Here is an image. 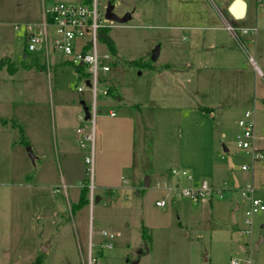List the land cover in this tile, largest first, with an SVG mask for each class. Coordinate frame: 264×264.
Here are the masks:
<instances>
[{"label": "rangeland", "instance_id": "rangeland-1", "mask_svg": "<svg viewBox=\"0 0 264 264\" xmlns=\"http://www.w3.org/2000/svg\"><path fill=\"white\" fill-rule=\"evenodd\" d=\"M59 1L79 0H0V60L17 67L12 74L0 69V264H26L37 257L42 264H88V255L94 264H230L232 259L264 264V241L255 248L264 210L246 225L249 201L242 194L251 183L252 198L264 204V158L253 159L252 149L236 146L237 121L254 108L253 146L264 155V77L225 29L226 22L238 24L226 8L230 0H99L101 8L110 2L115 14L128 13L130 19L111 22L108 29L116 53L98 86L97 120L106 119L109 108L136 114L140 105L146 134H141L143 122L136 115L139 187L103 191L98 201L91 204L89 199L75 209L81 184L90 187L97 178L94 161L92 168L85 162L91 142L77 132L84 125L77 116L80 101L88 105L91 97L89 89L77 90L86 70L83 66L77 73L59 53L50 54L47 68L43 51L23 50V25L40 20L41 4ZM252 5L248 0L249 12ZM256 11L263 13L258 23L264 24V0ZM156 46L158 56L151 61ZM258 51L256 63L264 73V48ZM248 52L253 56L252 48ZM33 56L41 67L24 68ZM132 60L146 65L126 63ZM240 81L247 87L239 88ZM197 85L202 89L194 93ZM105 87L112 92L102 95ZM199 100L213 104V118L196 115L190 122L210 137L214 129L215 136V171L212 178L198 179L212 189L204 202L157 187L166 182L174 186L181 177L168 169L177 150L178 112ZM207 147L210 163V141ZM162 198L165 205L157 206Z\"/></svg>", "mask_w": 264, "mask_h": 264}, {"label": "built area", "instance_id": "built-area-1", "mask_svg": "<svg viewBox=\"0 0 264 264\" xmlns=\"http://www.w3.org/2000/svg\"><path fill=\"white\" fill-rule=\"evenodd\" d=\"M99 0H90L89 3H84L81 0L78 2L59 1L49 5H43L40 20L36 22H28L23 25V34L25 38L26 50L29 53H37L43 51L46 57L51 53H59L64 56L65 60L73 65L85 67V72L82 74L81 85L77 87L78 91H83L85 88L90 91V102L87 105L89 117L84 119V113L81 112L79 119L84 122L82 128H78L77 132L83 136L84 140L91 142V155L85 157V162L91 165L93 162V142L95 135V124L98 117L97 100L99 96L98 86L105 82V76L114 63L112 54L108 51L105 44L100 41L99 35L102 29L112 26L111 22L104 17L105 8H101ZM19 29V25H15ZM233 37L249 36L255 38L259 33H263L264 28L257 25L247 27H236L230 23L225 25ZM238 32L240 34H238ZM104 46V51H100L99 47ZM249 62L256 69L259 76H263L257 68L253 57L249 56ZM83 70V68H82ZM86 81L89 84H86ZM109 87L100 90L102 95H107ZM254 110L245 111L237 121L239 133L236 135V146L239 149L253 150V159H263L264 155L258 152L253 146L255 124L252 118ZM111 116L114 112L109 113ZM241 169L247 170L248 166L242 165ZM172 176H184L190 178L187 171L184 169H170ZM158 188L166 190L169 194L189 197L193 201H208L207 196L211 195L212 189L208 183L203 181L196 188H179L177 184L174 186L168 182L163 185L158 184ZM89 188L90 200H93L92 190L93 185ZM254 186L251 183L244 185L242 194L248 197V207L244 210V223L251 224V217L264 210V204L256 198H252ZM220 195V194H219ZM157 206L165 205V198L155 202ZM106 235L105 232H102ZM111 238L112 235H109ZM105 246L110 247L107 243ZM95 258L88 255V264H94ZM246 264L249 261L245 262ZM230 264H239L235 259L230 261Z\"/></svg>", "mask_w": 264, "mask_h": 264}, {"label": "crops", "instance_id": "crops-1", "mask_svg": "<svg viewBox=\"0 0 264 264\" xmlns=\"http://www.w3.org/2000/svg\"><path fill=\"white\" fill-rule=\"evenodd\" d=\"M244 1L246 5L245 6L246 11L243 18L237 19L229 13L231 18L238 22L236 27H247V26L257 25L260 28H264L263 26L264 24L260 25L258 23V19H262L263 13L256 11L257 4H261L263 0H253L254 6L252 5L250 12H249L248 0H244ZM230 2L231 0L226 4V8L231 4ZM43 5L44 4H41V12ZM248 18H251L253 22H248ZM227 23L228 22H226L225 25ZM233 38L235 44L237 45V49L240 50L241 53H245V55H247L248 61H249V56L253 57L257 68L261 71L263 75L261 77H264V73L257 65L255 58L256 56L259 57L258 49L260 47L264 48L263 33H259L255 38L249 36H243V35L238 37L235 36ZM220 47L221 49L225 48L224 45H220ZM248 48H252L254 53L253 56L250 55V53L248 52ZM43 58L45 59L48 68L50 56L46 57L45 54H43ZM251 66L253 67L252 64ZM190 69L193 71L195 67L192 64H190ZM243 69H244L243 64H240L238 67V70H240L239 72H242ZM253 69L256 71L254 67ZM235 85H237V83ZM237 86H239V88L240 87L245 88L247 87V83L245 81L242 84V82L240 81ZM196 88L197 90H195L194 93H199L198 90L200 91L202 89V86L197 85ZM115 100L119 102L122 100V97L117 95L115 97ZM199 101L200 103H197V105L188 104L189 106L182 107L178 112L177 150L174 154H172L171 156L172 161H170L171 164L168 168V169H173V168L184 169L188 171L192 177L195 176L197 177L195 181L193 179H190L191 176L190 178L178 176L180 178L176 181V183L179 185L181 184L182 187H187V188L199 187L200 182L198 179H200L201 177L212 178L216 168L215 154L212 149V147H214V142H215L214 129H212L211 137H210L204 134L200 128L196 129L194 122H190V119H192V117L196 115L206 118L208 120H209V116L213 118V116L211 115L212 106L210 107V105L213 104L207 102L206 100L204 102H202L201 100ZM135 108H136V114L135 112L133 114L127 111L116 113L113 111L112 108H109L106 111L107 113L106 119H102V117H100L101 119L99 120L96 119L97 122L95 124V135L93 142V161L95 165V174L97 176L96 183H94L95 186L92 184L93 185L92 197L94 201L96 200V197L100 199L99 194L102 193L103 191H110L116 189L119 190L122 189L128 191L130 189L139 187L137 185L138 172H140L141 168L138 167L139 162H137L135 155L136 115H137V119L140 118L143 122L141 134L144 136L146 134V127L144 126L145 121H144V113L142 111L143 108H141L140 105H138ZM252 110H254V108ZM81 112L82 110L80 109V112L77 114L78 118ZM110 112H114V115L111 116L109 114ZM144 136H142V138H144ZM208 141H210V147L212 150L210 163L208 162V155L206 154L207 152L206 147ZM140 152L143 153L142 148ZM229 161H231L230 157H228V163ZM163 167H167V166H163ZM128 171H131L132 173L131 177L124 176L125 173ZM82 186L83 183L80 186L79 192L81 191ZM65 187H69V186L67 185ZM235 187H238V184L236 185L235 183ZM95 188H97V192L94 191ZM65 193H67V190ZM87 199L88 200L90 199L89 189L87 193ZM88 203L92 204L93 201L89 200ZM263 230H264V225H262L261 231L257 237L255 248L257 247V245L261 244L264 241ZM241 249L244 250V247L241 246Z\"/></svg>", "mask_w": 264, "mask_h": 264}, {"label": "trees", "instance_id": "trees-1", "mask_svg": "<svg viewBox=\"0 0 264 264\" xmlns=\"http://www.w3.org/2000/svg\"><path fill=\"white\" fill-rule=\"evenodd\" d=\"M84 3H89L90 0H81ZM99 39L101 42H103L106 46V48L108 49V51L111 54H115L116 53V48L114 45L113 40L110 38V36L108 35V28H104L101 30L100 35H99ZM25 54H29V52L26 50V44H24V48H23ZM25 57V56H24ZM126 63H128L129 65H138V66H145L146 63L145 62H141V61H136V60H132V61H126ZM36 65V67L39 69L41 66L38 63V58L36 56H33L31 58L30 63H26L23 64L24 68H30L33 65ZM5 67L8 71V73L12 74L17 67L15 66V64L13 62L9 61H4V60H0V69ZM75 67V71L77 73L82 72V66L80 65H76ZM84 74V72H83ZM111 87L108 89V93H111ZM87 193H88V186L83 183V186L81 187V191L79 194V198L78 201L72 206V209H75L77 207H80L81 205L85 204L88 202L87 199ZM26 264H42V259L40 257H37L36 259H34L33 261L26 263Z\"/></svg>", "mask_w": 264, "mask_h": 264}, {"label": "water", "instance_id": "water-1", "mask_svg": "<svg viewBox=\"0 0 264 264\" xmlns=\"http://www.w3.org/2000/svg\"><path fill=\"white\" fill-rule=\"evenodd\" d=\"M245 1L244 0H233L231 2V4L228 6V12L235 18L237 19H241L244 17L245 15V11H246V7H245ZM104 17L112 22L118 23V24H122L127 22L130 19V15L127 13L123 16H118L117 14H115L113 12V5L109 2L107 3L106 7H105V12H104ZM158 49L159 47L156 46L150 55V60L151 61H155L157 56H158ZM86 84H89L88 81H86ZM81 104V110L84 113V119H87L89 117V111H88V107L87 105L84 103V101L80 102ZM224 151H226V149H224ZM26 152L28 157L30 158L31 161H34L35 156L33 154V152L31 151V148L29 146L26 147ZM145 185H148V182H145ZM237 185V182H236ZM98 197H96L95 201H98ZM231 219L232 222L235 223V219H234V212L231 213ZM263 236H264V230H263ZM46 248L42 247V251H45Z\"/></svg>", "mask_w": 264, "mask_h": 264}]
</instances>
